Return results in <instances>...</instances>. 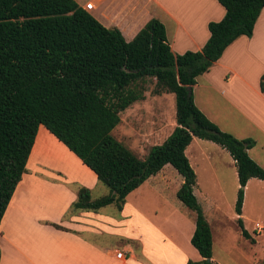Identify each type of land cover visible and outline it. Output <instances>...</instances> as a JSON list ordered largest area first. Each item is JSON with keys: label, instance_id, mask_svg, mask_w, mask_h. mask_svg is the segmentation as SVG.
Returning a JSON list of instances; mask_svg holds the SVG:
<instances>
[{"label": "trees", "instance_id": "obj_1", "mask_svg": "<svg viewBox=\"0 0 264 264\" xmlns=\"http://www.w3.org/2000/svg\"><path fill=\"white\" fill-rule=\"evenodd\" d=\"M224 15L207 24L199 51L173 55L163 26L150 19L126 42L116 28H104L73 0H0V219L25 173L38 127H43L93 173L108 194L91 199L78 187L69 213L113 205L164 166L181 178L175 198L194 214L189 244L201 260L211 261L210 228L193 188L195 174L184 150L197 138L225 150L232 159L238 188L234 202L239 234L249 239L240 214L246 182H264V170L247 155L254 142L220 131L194 105L191 87L236 38H249L264 0H216ZM152 95L172 94L175 127L141 160L116 141L119 114ZM258 88L264 94V72ZM56 229H61L52 225Z\"/></svg>", "mask_w": 264, "mask_h": 264}, {"label": "crops", "instance_id": "obj_2", "mask_svg": "<svg viewBox=\"0 0 264 264\" xmlns=\"http://www.w3.org/2000/svg\"><path fill=\"white\" fill-rule=\"evenodd\" d=\"M73 1L81 9L87 2H92L95 15L91 13L92 10L86 12L104 28L118 29L126 42L130 41L147 21L156 19L163 26L166 43L173 55L199 51L208 38L207 24L219 21L224 15L223 8L216 0ZM263 72L264 6L253 25L251 36H240L231 42L211 67L195 79L191 95L195 107L220 131L236 139H251L254 142L247 150V155L264 170V94L260 93L258 88L259 77ZM169 95L172 94L153 95L158 109L156 116L164 111L166 101L171 117L156 119L154 142L148 149L160 145L175 127L174 98L172 103ZM143 100L132 103L129 107H138ZM60 153L80 163L61 143L39 126L25 164V173L15 186L0 219V264H185L187 260H201L189 244L194 230L192 212V219L189 217L191 214L186 212L178 218L174 225V237L163 232L160 224L152 225L135 209H131L125 202L126 197L121 210L117 212V218L100 214L103 208L97 213H69L70 205L76 199L77 188L72 189L67 183L77 182L84 186H87V183L75 178L67 179L65 169L56 166L51 168L46 164V159H60ZM184 155L195 175L198 164H206L209 179L214 184L218 183L214 158L224 155L228 157L227 166L237 181L232 159L225 150L212 142L192 138L184 150ZM79 165L83 173H89L86 179L94 185L96 179L93 173L85 172L88 169L81 163ZM167 166L143 183L159 184L162 181V172ZM44 168H48L51 173L43 171ZM42 176L47 180L42 179ZM254 181L256 180L251 178L244 186L240 214L243 229L249 239L242 238L240 234L238 239L255 249V257L250 264H264V228L261 227L260 232H256V222L249 227L244 213L247 190ZM257 187L258 184L252 187L255 194ZM39 190H44L45 196H41ZM193 194L196 198L195 188ZM196 200L198 202L197 198ZM198 204L209 225L207 212L218 211L215 202L207 203V211L204 205L199 202ZM133 221H139L145 229H149L152 233L149 241L145 232L139 230L133 231V235H121L123 232L120 233V226ZM210 234L211 261L222 264L213 254L211 229ZM108 238L114 241L105 242ZM126 242L137 244L138 249L133 252ZM120 246L122 250H119ZM118 252L122 253V260L116 259Z\"/></svg>", "mask_w": 264, "mask_h": 264}, {"label": "rangeland", "instance_id": "obj_3", "mask_svg": "<svg viewBox=\"0 0 264 264\" xmlns=\"http://www.w3.org/2000/svg\"><path fill=\"white\" fill-rule=\"evenodd\" d=\"M91 13L95 15V10H92ZM144 88L145 99L138 104V107L132 109L128 107L122 111L119 114V123L111 132V136L116 141L141 160L146 158L149 151L148 148L154 142L153 134L156 119L158 117H163L164 119L171 117V113L167 111L166 101H164V111L160 112V114L158 113V116H156L158 109L155 104V97L152 95L153 82L147 81ZM169 96L173 103L172 95ZM60 155V159H46V164L51 168L56 166V168L65 169L67 179L75 178L87 183V186L78 184L77 182L67 183L72 189L82 186L86 187L90 192L91 199L108 194L107 188L96 180L94 181V185L90 184L89 180L86 179L89 173L81 171L80 163L78 164L74 159L66 157L68 155L64 156V153H60ZM29 160L31 161V159ZM214 163L217 169L218 185L212 183L209 179L208 166L203 163L198 164L195 168V182L197 181V186L194 187L196 198L201 205H204L206 211L209 209L207 206L208 202H215V207L218 210L215 212L211 211L212 213L207 212L209 227L214 241V257L218 261H221L222 264H250L251 260L255 257V249L250 247L247 242L238 239L240 235L235 223L234 202L238 188L236 178L233 177L230 167L227 166L229 163L228 157H224V155L216 156L213 161ZM43 171L48 174L51 173L48 168H44ZM85 172L90 171L87 170ZM42 177H44L42 179L47 180L45 176ZM255 180L254 182L258 184L257 191L255 194L254 190H252V187H256L255 183L249 185L244 213L249 227L256 222L264 228V182ZM180 181L179 175L170 166H167L162 172V181L159 184L143 183L135 191L126 196L125 202H127V205L131 209H135L137 213L141 214L146 221H149L154 226L160 224L159 226H161L163 232L174 237L176 231L174 225L178 218L183 216L185 212L190 213L189 217L193 218L192 213L175 198V191ZM39 192H41V196H45L44 190H39ZM205 200L207 201L205 202ZM117 212L119 211L113 205H109L104 207L100 214L105 217L117 218ZM141 224L139 221L126 223L125 226H120V233L123 232L121 235H133V231H143L148 236L147 240L149 241L152 233ZM120 238L122 237L120 236ZM111 240L108 238L105 239V242H111ZM127 244L130 245L133 252L138 249L135 243L129 242ZM122 249V246H120L119 250ZM124 256L127 257V255Z\"/></svg>", "mask_w": 264, "mask_h": 264}, {"label": "built area", "instance_id": "obj_4", "mask_svg": "<svg viewBox=\"0 0 264 264\" xmlns=\"http://www.w3.org/2000/svg\"><path fill=\"white\" fill-rule=\"evenodd\" d=\"M92 9H93V4H92V2H87V3L84 5V8H83L84 11H90V10H92ZM254 230H255L256 232L259 233L260 230H261V226H260L259 224H255V225H254ZM115 257H116V259H118V260H122V259H123V255H122V253H120V252L116 253Z\"/></svg>", "mask_w": 264, "mask_h": 264}]
</instances>
